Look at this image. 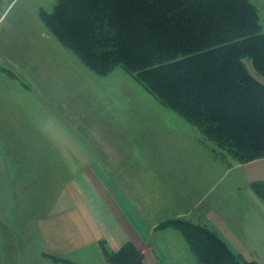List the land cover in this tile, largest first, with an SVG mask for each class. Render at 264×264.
<instances>
[{
  "label": "crops",
  "instance_id": "crops-1",
  "mask_svg": "<svg viewBox=\"0 0 264 264\" xmlns=\"http://www.w3.org/2000/svg\"><path fill=\"white\" fill-rule=\"evenodd\" d=\"M254 5L264 20V0H255ZM8 11L0 9V74L27 78L29 90L66 117L50 121L51 136L42 139L30 131L34 150L11 148L17 160H0L9 173L22 172L25 158H51L48 168L40 170L51 174L44 177L50 191L43 196L35 189L21 191L13 207L1 213L0 264H67L54 258L110 264L106 253L118 252L126 244L142 253L144 264H199L182 232L164 224L184 219L233 241L242 233L246 209L256 208L252 201L246 203L245 188L264 181V157L236 163L227 152L213 149L224 158L208 167V140L185 120L167 114L116 120L86 118L79 108H72L76 113L70 116L62 95L68 98L70 89L61 86L63 79H57L58 87L54 84V75H67L53 64L65 63L66 48L46 32L37 36L38 26L24 11L3 27ZM108 89L114 93L111 89L116 87ZM109 98L110 94L109 102H116L114 96ZM138 109L144 115L142 106ZM13 136L2 133L1 140L18 139ZM41 141L46 142L45 149L37 148ZM217 170L224 188L219 197L208 200V190L219 185ZM247 204L250 207L245 208Z\"/></svg>",
  "mask_w": 264,
  "mask_h": 264
},
{
  "label": "trees",
  "instance_id": "trees-1",
  "mask_svg": "<svg viewBox=\"0 0 264 264\" xmlns=\"http://www.w3.org/2000/svg\"><path fill=\"white\" fill-rule=\"evenodd\" d=\"M44 21L98 75L122 67L241 163L264 157V84L243 62L264 76V32L250 0H58ZM254 186L262 194L264 181ZM165 226L182 232L200 264H257L208 227ZM106 254L110 264H144L131 244Z\"/></svg>",
  "mask_w": 264,
  "mask_h": 264
},
{
  "label": "rangeland",
  "instance_id": "rangeland-1",
  "mask_svg": "<svg viewBox=\"0 0 264 264\" xmlns=\"http://www.w3.org/2000/svg\"><path fill=\"white\" fill-rule=\"evenodd\" d=\"M250 1L253 4L255 3V0ZM57 2L58 0H0V9L9 8V15L3 27H6L13 22L12 17H14L15 14L24 11L38 26L36 28L37 36L44 37V32H46L51 37L55 38V42L58 40L59 44L66 48L50 28L47 27L44 21L45 12L48 14L51 13ZM261 25L264 32V20H262V18ZM66 52L67 57L65 56L64 51H62L63 58L66 60L65 63L58 64L54 61L53 64L54 68H64L67 75L66 77L60 78L54 75V78H56V83L54 84L58 87L57 79H63L61 86H66L70 89L67 93L68 98L66 93H61L63 99L66 98L68 103L69 112L71 114L70 116H72V114L75 115L76 113V109L73 111L72 108H79L80 113L86 118L88 116H93L94 118L105 116L115 117L116 120H124L128 117H159V115L167 117V115H169L179 118V120H185L176 112V110L156 100L142 87V85L137 83L134 77L124 68L116 67L107 75H98L86 65V63L84 64L72 49L66 48ZM243 62L249 73L259 82L264 84V76L256 71L252 59L245 57L243 58ZM9 77L0 74V160L3 162L5 159L7 163H13L14 160H17V157L12 156L14 152L10 151L11 148L20 152H27L31 148L34 150V144H32L30 148V131H33V133L37 134L38 138L42 139L45 136H51L50 121L53 119L52 121L55 122L62 118V116H66L62 114V111L56 110L54 105L53 108H51L50 104L53 103L50 102L45 104V100H43L39 94L34 93V89L30 91L27 78L25 79L21 77L22 81L25 83L24 86V83L17 76H13L10 73ZM12 79H18L23 85L19 82H13ZM18 85H20V87H18ZM56 87L54 89H56ZM108 87H116V89H111V92L114 90V93H108ZM72 90L76 92H71ZM109 94V99L112 100L113 96L115 97V103L109 102ZM153 100L157 101L154 106L151 104ZM52 101H56V99L53 97ZM92 104L95 105L92 108H89L88 105L92 106ZM141 106L145 111L144 115L141 113V110L138 109V107ZM152 120L157 119L153 118ZM188 124L196 130L198 136L202 135L205 140H208V167H211L213 161H222L224 158V152H227L229 158H232L236 163H241L240 160L234 156L232 149H227V151L226 149L219 147L204 135V130L201 127L189 122ZM209 131L210 128L208 127V132ZM2 133L9 136L14 135L13 137L18 138L19 140L17 139L12 142L9 140L2 141ZM11 143L12 145L14 144V146L8 147V144L11 145ZM45 143V141L38 142L37 148L45 149ZM213 149H220L223 153H218ZM25 159H27L30 164L27 163L25 166H22V172H13L10 170L9 173H6L0 163V217L1 213H5L3 211H7L8 208L11 209L13 207V204L16 201L15 196L21 191L28 190L31 192L35 189L36 192L39 191L38 196H43L46 192L50 191L44 177L51 174H43L40 170L42 168H48L46 163L49 162L51 158L38 156L36 158ZM248 162L251 161L245 159V163ZM23 169H26V171ZM219 172V170L215 172V177L219 183L218 188L213 185V187L208 190V200L213 197H219L224 188V182L222 178H220ZM52 175L58 174L53 173ZM19 182H21V184ZM255 183H252L245 188L244 198H246V203H249L250 200L254 203V207L256 208L255 210L246 209L244 214L246 224L242 233L235 237L234 241L228 240L229 238L225 237V234H220L218 236L246 261H248L247 259L252 258L256 259L259 263V261L264 262V188L261 189L262 194H258L255 189L256 186H254ZM23 186H28L31 189L22 188ZM33 186L35 188H33ZM11 187L15 188L11 189ZM234 196L235 195L233 194L231 195L232 198H235ZM258 199H260V202L257 201ZM246 206H249V204L244 205L245 208ZM208 223H211L209 216Z\"/></svg>",
  "mask_w": 264,
  "mask_h": 264
}]
</instances>
